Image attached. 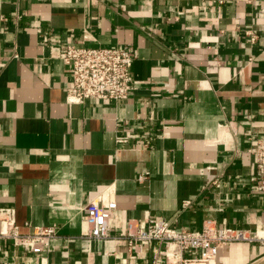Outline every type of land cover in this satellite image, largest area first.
Returning a JSON list of instances; mask_svg holds the SVG:
<instances>
[{"label": "crops", "instance_id": "crops-1", "mask_svg": "<svg viewBox=\"0 0 264 264\" xmlns=\"http://www.w3.org/2000/svg\"><path fill=\"white\" fill-rule=\"evenodd\" d=\"M68 43L133 47L139 87L69 101ZM143 133L148 146L135 144ZM259 139L264 0H0V207L16 210L22 234L57 225L34 253L3 236L0 220V264H168L164 243L132 254L131 220L264 230ZM96 198L115 207L106 239L88 235ZM211 264H264V241L229 242Z\"/></svg>", "mask_w": 264, "mask_h": 264}, {"label": "built area", "instance_id": "built-area-1", "mask_svg": "<svg viewBox=\"0 0 264 264\" xmlns=\"http://www.w3.org/2000/svg\"><path fill=\"white\" fill-rule=\"evenodd\" d=\"M59 57L71 69V84L66 91L68 100L73 103L94 99H126L141 83L132 75L136 54L129 45L84 47L68 43L60 49ZM131 138L133 135L126 133L118 136L117 142L128 143ZM138 142L148 146V134L140 135L135 144ZM251 152L256 162L253 179L257 189L264 192V139H259ZM146 176L147 174L141 175L140 179L143 180ZM114 208L113 203L104 204L99 198L88 203L85 220L90 238L100 240L110 237ZM0 220L6 225L3 236L34 253L44 252L57 235L55 224L36 226L31 234L20 233L16 223V210L12 207H0ZM154 241L165 244V249L159 250V255H165L168 264H211L221 246L232 241L263 242L264 230L258 226L253 234H248L243 229L218 227L213 221H207L201 229L186 230L157 218H151L145 228H140L134 220L129 221L128 244L132 254L137 255L143 250L145 243ZM191 250L200 251V255L187 256ZM159 259L157 257L155 262Z\"/></svg>", "mask_w": 264, "mask_h": 264}]
</instances>
